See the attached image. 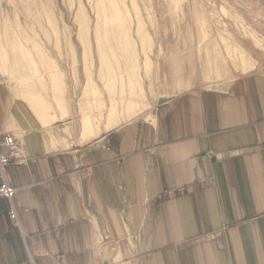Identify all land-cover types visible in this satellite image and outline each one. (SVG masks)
<instances>
[{"label":"crops","instance_id":"1","mask_svg":"<svg viewBox=\"0 0 264 264\" xmlns=\"http://www.w3.org/2000/svg\"><path fill=\"white\" fill-rule=\"evenodd\" d=\"M33 105L0 84L27 155L5 167L20 229L0 198V264H264V70L74 145Z\"/></svg>","mask_w":264,"mask_h":264},{"label":"rangeland","instance_id":"2","mask_svg":"<svg viewBox=\"0 0 264 264\" xmlns=\"http://www.w3.org/2000/svg\"><path fill=\"white\" fill-rule=\"evenodd\" d=\"M119 25L126 31L123 43H111L119 48L126 38L134 41L135 51H128L136 52L135 79L121 55L98 63L100 47L108 45L105 31H118ZM254 70H264V0H0V84L30 110L41 103L43 113L52 112L48 127L72 145L85 143L84 130L94 126L91 102L115 99L117 112L99 120L100 131L112 127L105 134L149 118L142 115L156 108L161 94L222 88ZM55 71L60 80L50 82ZM51 85L69 100L66 116ZM127 101L136 105L126 110ZM6 202L8 219L20 229Z\"/></svg>","mask_w":264,"mask_h":264},{"label":"bare ground","instance_id":"3","mask_svg":"<svg viewBox=\"0 0 264 264\" xmlns=\"http://www.w3.org/2000/svg\"><path fill=\"white\" fill-rule=\"evenodd\" d=\"M107 28H109V27H107ZM97 35H98V33H97ZM125 36H126L125 28L120 26V25H119L118 31L114 30V31L111 32V30L107 29V31H105V33H104L103 40H105L108 43V45L100 47L99 53H98L100 58H98V63H99V61H102L103 64L106 61L110 62V60H108L110 58V54H112L114 57H116V56L120 57V55H121V56L124 57V61H123L124 62V70L127 71V72L129 71L127 69V67H126V65L129 63L130 73H131L132 76H134V79H135L136 72L134 70V66L131 65V64L136 60L135 57H134L136 52L131 54L130 51H128L129 50L128 47L133 49V50L135 49V47L133 45L134 41H131L129 43L128 42V38H126V39H124V43L125 44H120L119 48H117L115 44L111 43L115 38H118L119 40H121L120 42L123 43V39L122 38L125 37ZM98 37H99V35H98ZM99 39H100V37H99ZM122 50H123V52H122ZM119 52H120V54H119ZM240 57L243 58L242 56H240ZM245 59L243 58L244 61H245ZM216 64H217V66L220 67V65H219L217 60H216ZM51 73L52 72H50V74H49L50 75L49 76L50 77L49 80L51 79L50 82L51 81L52 82H57V81L60 80V76H61L60 72H58V71L56 72L55 71L52 74ZM55 76H57L58 78L57 77L54 78ZM137 83L138 84L135 85V89H137V91H139L142 88L141 83H140V79H139V81ZM51 88H52V91H51L52 97L53 98L56 97L57 100L59 101L60 105H61L60 109H61L62 112L60 111V113L63 116H66L65 114L69 113V108H70V104H69L68 98H66V96L64 97V96H62V94L58 93L59 92L58 90L61 89V88H56L55 85H53V86L51 85ZM161 95H160L159 98L166 97V96H161ZM116 99H117V101H120V102L123 100L120 97H116ZM137 100L138 99H136L135 101H137ZM82 101L86 102V98L83 97ZM127 102H126V110L130 109L131 104L132 105H136V102H128V103ZM114 104H115V99H114L113 96H111L109 98V101L107 100V103H105V104H102V103L99 104L97 100L94 101V102H91L90 119L93 121L94 126L91 127L92 128L91 130H88L86 128L87 129L86 132L84 130V136H83V140L84 141H81V142H88L92 138L100 136V134H104V132L106 130H109V129L112 128V127H105L103 131H100V126H99L100 122H99V120L104 118L108 114H112V113L117 112L118 109L114 108ZM61 119L64 120L63 118H61ZM52 120H53V118H52ZM95 127H96V129H95ZM83 129H85V128H83ZM83 129H82V132H83Z\"/></svg>","mask_w":264,"mask_h":264},{"label":"built area","instance_id":"4","mask_svg":"<svg viewBox=\"0 0 264 264\" xmlns=\"http://www.w3.org/2000/svg\"><path fill=\"white\" fill-rule=\"evenodd\" d=\"M26 160L27 155L16 137L10 132L0 130V198L8 201V214L17 227H20L18 208L15 201L17 188L10 183L5 167L13 163L23 164ZM32 251L34 253L38 252L34 248Z\"/></svg>","mask_w":264,"mask_h":264},{"label":"water","instance_id":"5","mask_svg":"<svg viewBox=\"0 0 264 264\" xmlns=\"http://www.w3.org/2000/svg\"><path fill=\"white\" fill-rule=\"evenodd\" d=\"M165 100H166V98H165V97H161V98H159V99H158V104H160V103L164 102Z\"/></svg>","mask_w":264,"mask_h":264}]
</instances>
